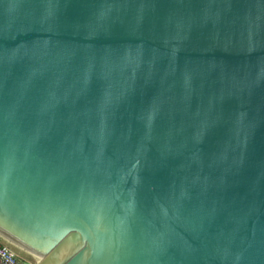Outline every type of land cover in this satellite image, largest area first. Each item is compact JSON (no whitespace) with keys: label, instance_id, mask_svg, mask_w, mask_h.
Masks as SVG:
<instances>
[{"label":"water","instance_id":"water-1","mask_svg":"<svg viewBox=\"0 0 264 264\" xmlns=\"http://www.w3.org/2000/svg\"><path fill=\"white\" fill-rule=\"evenodd\" d=\"M0 237L264 264V0H0Z\"/></svg>","mask_w":264,"mask_h":264},{"label":"built area","instance_id":"built-area-1","mask_svg":"<svg viewBox=\"0 0 264 264\" xmlns=\"http://www.w3.org/2000/svg\"><path fill=\"white\" fill-rule=\"evenodd\" d=\"M18 249L0 237V264H32L23 259Z\"/></svg>","mask_w":264,"mask_h":264},{"label":"rangeland","instance_id":"rangeland-1","mask_svg":"<svg viewBox=\"0 0 264 264\" xmlns=\"http://www.w3.org/2000/svg\"><path fill=\"white\" fill-rule=\"evenodd\" d=\"M18 253L20 254V256L23 258V259H25L26 261H28V262H31V263H33L34 262V259L30 256V255H28L27 253H24V252H22V251H18Z\"/></svg>","mask_w":264,"mask_h":264},{"label":"bare ground","instance_id":"bare-ground-1","mask_svg":"<svg viewBox=\"0 0 264 264\" xmlns=\"http://www.w3.org/2000/svg\"><path fill=\"white\" fill-rule=\"evenodd\" d=\"M18 249H20V251H22V252L27 253L28 255H30L34 259V261L37 259L35 256H33L30 253L24 251L23 249H21V248H18Z\"/></svg>","mask_w":264,"mask_h":264}]
</instances>
